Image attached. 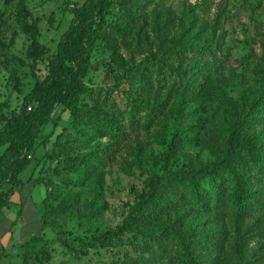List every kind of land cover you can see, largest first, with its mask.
Masks as SVG:
<instances>
[{"label":"trees","instance_id":"1","mask_svg":"<svg viewBox=\"0 0 264 264\" xmlns=\"http://www.w3.org/2000/svg\"><path fill=\"white\" fill-rule=\"evenodd\" d=\"M5 1L13 5L14 12L0 9V54L11 78L20 83L17 63L34 70L46 59L48 69L24 96L20 110H10L7 102L0 104L7 108L0 112V217L22 186L21 174L34 161L45 128L60 119L55 113L62 106L70 113L69 125L48 154L55 164L51 175L65 189L61 192L51 175L36 178L47 188L39 215L42 229L60 232L63 215H71L80 203H103L105 168L130 131L150 130L165 113L167 101L158 102L162 90H167L168 98L174 94L182 101L208 93L207 75L223 55L222 47L197 38L190 9L181 17L170 16L172 25L168 24L164 36L155 26L161 52L149 59L135 88L138 94L153 93L154 100L134 99L129 110L110 115L84 105L93 92L85 81L94 68L93 54L112 32L109 17L114 6L128 26L139 21V12L150 0H85L75 5L71 23L52 54L40 40V18L33 15L28 1ZM11 16L29 38L26 57L30 62L9 52L16 36L10 32ZM212 81L219 90V80ZM230 115L233 120L222 112L223 140L212 164L168 168L156 174L122 224L81 241L87 246H106L132 233L140 240L136 243L140 264H253L249 232L254 227L248 225L256 223L264 230V87L251 100H242ZM181 133L169 144V157L187 140ZM103 136L111 143L102 145ZM41 241L38 234L20 244L24 260ZM65 244L72 249L68 241ZM102 264L128 262L114 259Z\"/></svg>","mask_w":264,"mask_h":264},{"label":"rangeland","instance_id":"2","mask_svg":"<svg viewBox=\"0 0 264 264\" xmlns=\"http://www.w3.org/2000/svg\"><path fill=\"white\" fill-rule=\"evenodd\" d=\"M27 1L33 15L40 18V40L52 54L71 23V8L85 0ZM0 9L14 12L13 5L5 0H0ZM189 9L195 18L197 38L222 47L223 55L207 75L208 93L182 101L174 94L168 98L167 90H162L158 102L167 101L165 113L156 118V124L150 130L130 131L118 147L112 163L105 168L103 203L95 205L92 200L80 203L71 215H63L61 231L55 232L51 228L43 230L37 218L47 188L37 182L36 177L51 175L55 164L48 153L55 150V140L69 125V111L59 106L55 115L60 119L57 124L51 122L45 128L33 155L34 161L21 174L24 183L19 194L23 204L14 203L5 213V220L13 215L27 220L20 229L22 235L40 234L42 241L33 253L28 252L26 260L18 250L19 258L12 264H35V261L36 264H102L114 259L140 264L136 247L140 240L132 233L116 237L109 245L97 247L87 246L81 238L122 224L156 174H163L168 168L207 166L215 161L219 141L223 140L222 112H227L233 120L230 114L239 109L241 101L251 100L264 87V0H150L147 8L139 12V21L128 26L114 6L109 17L112 32L97 46L93 54L94 68L85 79L93 92L84 99V105L116 116L129 110L134 99L153 101V93L144 91L138 94L135 88L140 85L143 68L149 59L161 52L158 51L161 42L155 26L164 36L168 24L172 25L169 17H181ZM10 32L16 33L10 54L30 62L26 57L29 38L16 27L12 16ZM3 59L0 54V104L7 102L10 110H20L24 96L38 79L47 74L48 61L40 60L34 70L17 63L20 83H16ZM214 78L219 80V90L212 81ZM6 110L4 105L0 107V112ZM179 131L187 140L180 143L178 153L169 157V144ZM100 142L104 145L111 140L103 136ZM51 177L54 184L61 186L62 192L65 189L63 183L57 177ZM18 210L22 211L21 214ZM248 226L254 227L249 232L252 234L249 244L252 263L264 264V230L256 223ZM66 241L72 249L66 246ZM36 252H39L38 256L34 255Z\"/></svg>","mask_w":264,"mask_h":264},{"label":"crops","instance_id":"3","mask_svg":"<svg viewBox=\"0 0 264 264\" xmlns=\"http://www.w3.org/2000/svg\"><path fill=\"white\" fill-rule=\"evenodd\" d=\"M36 178H38V176ZM20 188L11 196V202L7 208L14 203L18 205L23 204L22 196L19 194ZM6 209L4 214L0 217V264H12L19 258L17 253L20 244L30 238L28 235H22L20 230L21 227L27 223V220L22 219V217H15L14 215L8 220H5ZM17 212L21 214L22 211L18 210ZM39 215L37 214V218L40 221Z\"/></svg>","mask_w":264,"mask_h":264}]
</instances>
